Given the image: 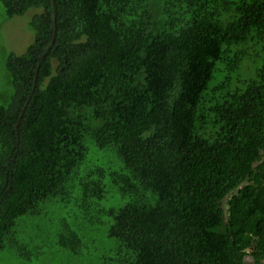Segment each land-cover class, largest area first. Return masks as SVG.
<instances>
[{"label": "trees", "instance_id": "16d2710c", "mask_svg": "<svg viewBox=\"0 0 264 264\" xmlns=\"http://www.w3.org/2000/svg\"><path fill=\"white\" fill-rule=\"evenodd\" d=\"M2 2L9 19L41 12L6 65L0 252L51 201L99 215L109 182L128 202L104 211L117 248L103 264H264V0ZM254 53L255 77L233 86ZM90 144L121 164L108 182Z\"/></svg>", "mask_w": 264, "mask_h": 264}, {"label": "rangeland", "instance_id": "374dc122", "mask_svg": "<svg viewBox=\"0 0 264 264\" xmlns=\"http://www.w3.org/2000/svg\"><path fill=\"white\" fill-rule=\"evenodd\" d=\"M41 10L31 9L22 16L7 18L2 0H0V107H7L14 95L10 74L7 71V60L10 54L24 55L35 40L31 28L34 15ZM263 64L262 58L256 54L247 57L237 72L232 73L234 85L236 81L248 80L256 75V70ZM222 65L217 64V72L210 87L220 81L227 73H221ZM1 151V148H0ZM88 164L91 168H102L106 171V181L109 173L121 169L117 157L110 150H99L89 145ZM96 178V176H95ZM107 193L102 201L95 206L103 211L95 216L92 211L86 216L82 208L71 199L70 202L51 201L46 205L44 220L24 217L18 222L17 234L19 243L0 252V264H103L105 260L115 257L117 242L109 237L111 218L104 214L110 208L119 209L125 206L128 198L123 197L116 188L108 182ZM79 194H76L78 198ZM74 197V196H73ZM67 226L83 235L80 245L75 248L62 245L60 233ZM24 252L25 256L21 253ZM40 253L36 259V253ZM44 253V254H42ZM30 254V259L26 255Z\"/></svg>", "mask_w": 264, "mask_h": 264}]
</instances>
